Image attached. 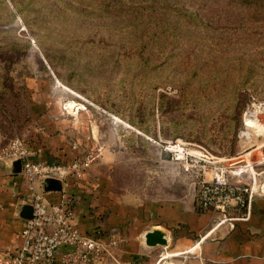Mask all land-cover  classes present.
<instances>
[{
    "label": "rangeland",
    "instance_id": "374dc122",
    "mask_svg": "<svg viewBox=\"0 0 264 264\" xmlns=\"http://www.w3.org/2000/svg\"><path fill=\"white\" fill-rule=\"evenodd\" d=\"M17 137L144 198L264 194V0H0V171Z\"/></svg>",
    "mask_w": 264,
    "mask_h": 264
},
{
    "label": "crops",
    "instance_id": "0c3cea01",
    "mask_svg": "<svg viewBox=\"0 0 264 264\" xmlns=\"http://www.w3.org/2000/svg\"><path fill=\"white\" fill-rule=\"evenodd\" d=\"M30 156L62 161L56 145L35 144ZM13 162L0 171V255L19 248L23 214L31 206L26 200L29 190L16 181L21 166ZM95 168L90 166L82 180L61 183L60 189L47 182L39 188L50 203L60 202L63 195L74 197L72 207L83 233L117 239L97 264H162L166 259L173 264H264V194L255 191L248 219L217 225L215 212H202L197 206L199 176L193 178L191 191L186 187L173 196L166 190L162 197L144 198L137 190L115 186L108 174ZM205 178L211 179L209 172ZM227 213L238 217L244 211L233 201ZM154 228L165 232L166 245L146 243V234Z\"/></svg>",
    "mask_w": 264,
    "mask_h": 264
},
{
    "label": "built area",
    "instance_id": "2783aa9c",
    "mask_svg": "<svg viewBox=\"0 0 264 264\" xmlns=\"http://www.w3.org/2000/svg\"><path fill=\"white\" fill-rule=\"evenodd\" d=\"M32 147L17 137L3 154L9 161L21 162L16 181L29 190L26 200L31 204L33 213L31 218L24 220L19 248L14 253H2L0 264H97L103 261L108 247L116 245L117 239L107 241L103 236L83 233L76 223L72 207L74 197L63 195L60 202L50 203L39 188L47 179H58L62 185H67L69 179H84L92 160H33L30 156ZM187 156L198 155L188 152ZM198 158L203 163L200 167L204 174L207 160L200 155ZM228 172L226 166L214 165L211 179L207 180L204 175L199 180L196 202L202 212L212 211L218 215L215 224L228 221L233 226L235 220L249 218L255 188L249 184L231 183ZM233 201L244 209L238 217H229L227 213Z\"/></svg>",
    "mask_w": 264,
    "mask_h": 264
},
{
    "label": "water",
    "instance_id": "95a60500",
    "mask_svg": "<svg viewBox=\"0 0 264 264\" xmlns=\"http://www.w3.org/2000/svg\"><path fill=\"white\" fill-rule=\"evenodd\" d=\"M15 163H19L21 166V162L19 160H14L13 164ZM46 181L51 188H54V189L61 188V182L58 179H47ZM260 188H261V191L264 193V181L261 184ZM32 213H33V208L32 206L28 205L27 211L23 214V217H25L26 219H29L32 217ZM167 242L168 241H167L165 232L160 228H154L146 234V243L148 245H152V246L166 245ZM162 264H173V263L172 261L166 259L163 261Z\"/></svg>",
    "mask_w": 264,
    "mask_h": 264
},
{
    "label": "bare ground",
    "instance_id": "6f19581e",
    "mask_svg": "<svg viewBox=\"0 0 264 264\" xmlns=\"http://www.w3.org/2000/svg\"><path fill=\"white\" fill-rule=\"evenodd\" d=\"M72 106H75V104H72ZM247 124H251V121L250 120H247Z\"/></svg>",
    "mask_w": 264,
    "mask_h": 264
},
{
    "label": "trees",
    "instance_id": "16d2710c",
    "mask_svg": "<svg viewBox=\"0 0 264 264\" xmlns=\"http://www.w3.org/2000/svg\"><path fill=\"white\" fill-rule=\"evenodd\" d=\"M63 162H64V161H63ZM197 206H198V205H197ZM198 208H199V206H198ZM199 210H200V209H199ZM241 210H242V211H244V209H243V208H242Z\"/></svg>",
    "mask_w": 264,
    "mask_h": 264
}]
</instances>
